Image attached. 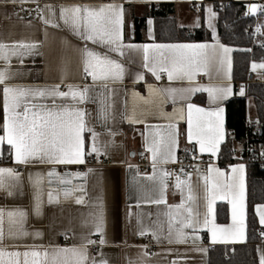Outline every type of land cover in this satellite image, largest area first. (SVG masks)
Returning <instances> with one entry per match:
<instances>
[{
    "label": "crops",
    "instance_id": "crops-1",
    "mask_svg": "<svg viewBox=\"0 0 264 264\" xmlns=\"http://www.w3.org/2000/svg\"><path fill=\"white\" fill-rule=\"evenodd\" d=\"M120 4L124 8V22L122 28V43L124 45H144L157 42L155 37V21L149 15L152 7L168 6L173 11L172 16L179 27L185 29L205 28L212 39L202 42H178V43H207L219 44L232 51L229 53L231 61L230 71L224 66L216 71L212 69V78L200 74L193 84L187 81L169 82L166 73H161V79L157 80L151 72L143 67V52L136 49H124V56H117L115 53H107L110 58L122 63L125 68L123 81H97L92 82L91 77L84 71L82 49L85 42L72 35L68 28L59 19L60 7H70L73 5H88L99 7L103 4ZM51 6L53 16L48 7ZM30 11V14L27 13ZM53 20L59 27L53 28L46 25L44 19ZM151 21V24L148 22ZM215 35V39L213 36ZM0 43L9 46L14 44H36L37 48L32 54L23 57H11V69L13 78L7 81L8 84L26 88H51L60 85L61 91H68L67 85L83 89L89 88L88 101L84 104L76 105L82 108L86 115L87 128L97 134L96 147L106 159L102 165L84 167L82 165H40L24 166L14 163V150L5 142L0 145V168H12L22 173L19 186L13 188V195L0 191V208L7 210H22L27 213L24 221V229L29 235L17 240L7 239L4 246L19 245L16 248H8L9 251L28 250L24 246H37V250L51 252L56 248L79 247L84 243L85 238L95 240L96 243L88 245V255L96 261L104 260L106 264H208V251L216 246H237L243 245L247 240V164L244 161L246 147L242 143H236L235 160L222 166L219 163L221 146L227 140L226 120L227 113L225 103L240 95L237 83L233 79L234 54L244 49L234 48L223 44L218 35V13L214 5L208 0H0ZM167 44V43H166ZM90 50L100 54L107 52L106 46L101 47L87 44ZM23 51V50H22ZM222 52V49H220ZM264 64V62H259ZM255 63V64H259ZM3 68V61H0V69ZM251 71L252 66H251ZM257 75L264 73V69H257ZM143 74L142 80L136 79V74ZM87 76L85 79L84 76ZM199 85L230 87L229 93L223 99L214 103L209 102L206 92L178 93L175 107L184 108V119L173 117L172 121L161 115V112L171 116L174 105L171 100L163 104L160 108L143 105L138 97L133 93H138L145 98L148 97V87L166 89L174 87L186 89ZM3 86H0L2 89ZM205 97V104L200 105L194 101L196 97ZM45 103L51 104L47 99ZM56 103L72 104L70 100L63 101L57 99ZM191 103L205 110L215 111L217 107L223 108V140L218 145L215 156L210 152H201L199 144L195 139L189 141L187 138V104ZM3 98L0 91V125L3 124ZM137 116L133 117V110ZM142 109H148L144 116L139 113ZM126 117L142 119L141 123H129ZM253 120L251 117L250 120ZM175 123L173 131L178 132V142L173 151L176 162L181 156L190 152H196L200 157H207L212 160L209 166L218 168L225 174V178H230L232 168L243 164L245 168L244 182V236L242 240L229 238L227 242L220 239L218 233L216 242H213L212 232L207 228L198 227L185 229L186 239L183 243H177L175 238L169 242L167 236V216L169 208L182 202L186 206L188 189L182 185L180 189L176 187V178L168 175L165 179L166 191L163 193L166 204H155L151 201L161 198L160 179L163 172L167 171L166 166L174 163H157L155 174L153 173L152 154L147 151L148 144L155 139L158 142L160 153L166 151L169 129L167 125ZM152 126H160L158 128ZM159 132L160 135H155ZM114 134V135H113ZM0 135L3 129L0 127ZM161 136L164 141H161ZM85 151H91L92 139L90 132L84 133ZM6 149H9L10 156H6ZM145 154L147 162L151 167L141 171L139 166V155ZM96 153L85 156V163ZM98 156V157H99ZM6 160V163L1 160ZM159 159V156H158ZM60 166H66L67 171L59 172ZM207 166L203 171L182 173L179 177L182 181L192 185V194L196 198L191 202L195 212L199 213L202 222L207 211L204 195L205 175L214 176L208 173ZM55 169L63 176L65 173L73 174L70 185L60 184L56 178H51V184L47 172ZM92 169L91 172L88 170ZM168 172V171H167ZM39 173L44 178L42 191L40 192L41 215L34 212L36 203V191L29 181V175L35 176ZM81 173V176L74 174ZM86 175H83L85 174ZM169 173V172H168ZM187 174V175H184ZM155 175L153 180H148V176ZM79 187L82 191H76L73 195L65 199L64 188ZM52 191L55 201L48 202V192ZM82 198L84 203L77 204L75 200ZM219 204H226L229 208V222L221 224L218 222L217 207ZM258 206L255 208L257 217ZM215 224L224 228H231L232 205L227 199H217L213 205ZM103 218V238L105 243H99L100 235L94 232V222ZM139 221V222H138ZM158 223L163 226V230L158 227ZM260 223V222H259ZM87 225V226H85ZM261 225V224H260ZM264 229V226L261 225ZM145 234L141 235V231ZM7 234V224H5ZM152 232L160 236L157 240L153 238ZM39 233V237L36 234ZM89 233H93L89 237ZM234 235V234H229ZM264 238V235H263ZM42 246V247H40ZM151 248L152 255L147 252ZM264 256V239L257 246V257L260 263Z\"/></svg>",
    "mask_w": 264,
    "mask_h": 264
},
{
    "label": "snow or ice",
    "instance_id": "snow-or-ice-1",
    "mask_svg": "<svg viewBox=\"0 0 264 264\" xmlns=\"http://www.w3.org/2000/svg\"><path fill=\"white\" fill-rule=\"evenodd\" d=\"M15 2V0H13ZM148 2V0H145ZM48 7L50 13L54 16L51 6ZM252 13H255L256 6H251ZM59 19L68 28L70 33L85 42L82 49L83 55V71L87 76L91 77L93 83L97 81L107 82L109 80L123 81L125 68L122 63L116 59L110 58L107 53H115L117 56H124V49H136L143 52V67L147 69L157 79H161V73H166L169 82L187 81L193 84L196 77L200 74L212 78V69L216 68L219 72L221 68L227 66L229 71L231 61L229 48L219 44L207 43H153L151 45H124L122 43V28L124 22V8L120 4H103L99 7H91L88 5H73L70 7H60ZM46 25L53 28L59 27V24L53 20L44 19ZM151 24V21L148 22ZM215 39V35L213 36ZM106 46L107 52L100 54L90 50L88 43ZM37 48L36 44H14L7 45L0 43V61H3V68L0 69V86H3V135H0V145L7 142L14 150V163L18 165H82L85 164V156L96 153L97 157L101 154L100 149L96 147L97 134L87 128L85 121V111L76 105L84 104L88 101L89 88L74 87L67 85L68 91H61L60 85L51 88H26L13 86L7 81L13 78L10 72L12 67L11 57H23L32 54ZM222 49V52L220 51ZM23 50V51H22ZM264 69V64H253L252 70ZM137 80L143 79V74H136ZM194 93L206 92L210 103H214L226 97L231 93L230 87L196 85L186 89H177L169 87L166 89L148 87V97L140 96L133 93L134 97H138L143 105L148 108H160L163 104L171 100L174 108L171 116L161 112L170 121L173 117L184 119V108L175 107L178 93ZM240 95H244L241 88ZM50 99L51 104L44 101ZM57 99L73 102L72 104L56 103ZM148 109H142L139 115L142 117L147 113ZM223 108L217 107L215 111L205 110L194 104H187V138L189 141L195 139L200 146L201 152H210L212 156L216 155L218 145L223 140ZM133 117L137 116L136 110H133ZM129 123H141L142 119H133L126 117ZM160 127V126H152ZM169 129L166 151L161 154L158 142L153 139L148 144L147 151L152 154L153 173L155 174V165L157 163H174L176 162L174 155V147L178 142V132L175 129V123L170 122L167 125ZM90 132L92 144L91 151H85L84 133ZM114 135V134H113ZM157 136L160 135L156 132ZM164 137L161 136V141ZM264 155V153H262ZM159 156V159H158ZM89 172L92 169L88 170ZM244 165L234 166L232 168V176L221 177L225 174L218 168L209 166L208 173L214 176L205 175L204 195L207 211L201 222L199 213L195 212L191 206V202L195 201L192 194V185L182 181L179 176L176 177V187L180 189L182 185L188 189L187 206L184 202L171 206L167 216V236L169 242L175 238L177 243H183L186 239L185 229H193L198 227L207 228L212 232L213 242H216L218 233L220 239L227 242L229 238L233 240H242L244 236ZM73 174L65 173L63 176L56 172L53 168L47 172L49 178L48 183L51 184V178H56L60 184L70 185ZM81 176V173L74 174ZM83 175H86L83 174ZM170 175L167 171L163 172L159 183L161 186V198L151 201L155 204H166L163 193L166 191L167 184L165 179ZM187 175V174H184ZM22 173L12 168H0V191H4L7 195H13V188L19 186ZM155 175L148 176V180H153ZM29 181L36 191V203L34 212L37 216L41 215L40 192L44 178L39 174L29 175ZM82 191L81 188L73 186L72 188H64L63 195L65 199L71 197L74 192ZM48 202L55 201L53 192H48ZM227 199L232 205V221L231 228H224L215 224L213 205L217 199ZM77 204L84 203L82 198L75 200ZM259 222L264 226V206H258ZM27 213L22 210H5L0 208V264H106V261H96L88 255V245L95 244L96 241L85 238L84 243L79 247L72 248H56L51 252L37 250V246L24 247L28 250L9 251L8 248H16L19 245L4 246L7 235L9 240H17L29 235L24 229V221ZM139 222V221H138ZM5 224H7V234L5 232ZM87 226V225H85ZM158 227L163 230V226L158 223ZM94 232L100 235L99 243L103 245V218L100 217L94 222ZM93 233H89V237ZM141 235L145 234L142 230ZM153 238L159 240L160 236L156 232L151 233ZM234 234V235H229ZM39 233L36 234L39 237ZM42 247V246H40ZM260 264H264V256L261 257Z\"/></svg>",
    "mask_w": 264,
    "mask_h": 264
},
{
    "label": "trees",
    "instance_id": "trees-1",
    "mask_svg": "<svg viewBox=\"0 0 264 264\" xmlns=\"http://www.w3.org/2000/svg\"><path fill=\"white\" fill-rule=\"evenodd\" d=\"M217 1V0H208ZM168 6L152 7L149 12L155 21V39L157 42H202L211 40V34L205 29H185L177 25ZM216 10V9H215ZM218 13V35L220 41L230 47L244 49L234 54L233 79L242 83L244 95L235 96L225 103L227 120V140L221 146L219 163L225 166L235 160V144L242 143L253 151L249 153L250 161L245 154L247 164V240L243 245L216 246L208 251V264H260L257 257V246L263 241L264 229L259 223L255 208L264 204V170L256 162L258 152L264 145V84H247V76L253 62H264V55L253 46L248 27L253 23L246 17V7L239 3L225 6ZM252 99L255 116L250 120L248 102ZM194 101L205 104V97L199 96ZM260 122L256 132L255 121ZM6 156H10L6 149ZM6 163L7 161L1 160ZM218 222H229V208L226 204L217 207Z\"/></svg>",
    "mask_w": 264,
    "mask_h": 264
},
{
    "label": "built area",
    "instance_id": "built-area-1",
    "mask_svg": "<svg viewBox=\"0 0 264 264\" xmlns=\"http://www.w3.org/2000/svg\"><path fill=\"white\" fill-rule=\"evenodd\" d=\"M232 3H239L246 7V17L253 20V23L248 27L247 34L250 36L253 46L257 48L264 55V0H217L212 1L216 10H222L225 6H228ZM256 6L255 13H252L251 6ZM157 6L155 5V8ZM30 14V11H27ZM86 79L87 76L85 75ZM247 84H264V73L261 75H257L253 71H249L247 80ZM242 88V83H237V89L240 91ZM256 124V132L260 130V122L258 120L255 121ZM253 150L246 147V155L247 160L250 161L249 153ZM264 145L260 148L258 152V156L256 162L260 165L261 169L264 170ZM139 166L141 171H145L151 167V164L147 162V156L145 154L139 155ZM106 162V159L103 156H91L88 158L84 167H90L94 165H102ZM212 160L207 157H200L196 152H190L185 156H181L179 160L174 163L166 166L167 171L170 176L176 178L180 176L182 173L186 172H194L197 170L203 171L209 164H211ZM59 172L67 171L66 166H60L57 169ZM147 252L152 255L151 248L147 249Z\"/></svg>",
    "mask_w": 264,
    "mask_h": 264
},
{
    "label": "rangeland",
    "instance_id": "rangeland-1",
    "mask_svg": "<svg viewBox=\"0 0 264 264\" xmlns=\"http://www.w3.org/2000/svg\"><path fill=\"white\" fill-rule=\"evenodd\" d=\"M255 63H259V62H253V64H255ZM257 65H260V63L257 64ZM258 75H260V74H258ZM248 109H249V117L250 118L251 117L254 118V116H255V107H254V102L252 101V99H250L249 102H248Z\"/></svg>",
    "mask_w": 264,
    "mask_h": 264
}]
</instances>
